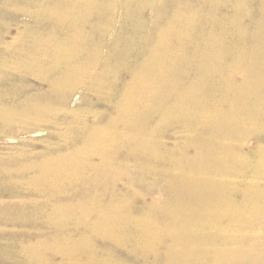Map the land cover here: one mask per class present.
I'll return each mask as SVG.
<instances>
[{"label":"rangeland","instance_id":"obj_1","mask_svg":"<svg viewBox=\"0 0 264 264\" xmlns=\"http://www.w3.org/2000/svg\"><path fill=\"white\" fill-rule=\"evenodd\" d=\"M263 58L264 0H0V264H264Z\"/></svg>","mask_w":264,"mask_h":264},{"label":"bare ground","instance_id":"obj_2","mask_svg":"<svg viewBox=\"0 0 264 264\" xmlns=\"http://www.w3.org/2000/svg\"><path fill=\"white\" fill-rule=\"evenodd\" d=\"M210 1V0H209ZM97 2V1H96ZM215 3V2H214ZM95 4V3H94ZM246 5V4H245ZM86 7V6H85ZM208 9V8H207ZM216 9V8H215ZM212 10V9H211ZM260 10V9H259ZM53 11V10H52ZM206 11V10H205ZM187 12V11H186ZM190 12V11H189ZM188 12V13H189ZM191 13V12H190ZM189 13V14H190ZM196 13V12H195ZM86 14V13H85ZM183 14V13H182ZM201 14V13H200ZM260 15V14H259ZM59 16V15H58ZM196 16V15H195ZM213 16V15H212ZM194 17V16H193ZM213 18V17H212ZM221 25V24H220ZM210 26V25H209ZM237 26V25H236ZM187 27V26H186ZM214 27V26H213ZM218 28V27H217ZM221 28V27H220ZM215 29V28H214ZM234 29H235V27H234ZM241 29V28H240ZM177 30V29H176ZM229 30V29H228ZM192 31H193V29H192ZM218 31H219V28H218ZM232 31H234L233 29H232ZM237 31V30H236ZM176 32V31H175ZM212 32V31H211ZM221 33V32H220ZM238 33V32H237ZM240 34V33H239ZM244 34V33H243ZM166 35V34H165ZM258 35V34H257ZM218 36V35H217ZM255 36V35H254ZM86 37V36H85ZM188 37V36H187ZM207 37V36H206ZM212 37V36H211ZM208 38V37H207ZM133 39V38H132ZM171 39V38H170ZM241 39V38H240ZM215 40H217L218 41V39H215ZM228 40H230V39H228ZM220 41V40H219ZM208 42V41H207ZM211 42V41H210ZM229 42V41H228ZM240 42V41H239ZM164 43V42H163ZM221 43V42H220ZM203 44H204V42H203ZM217 44V43H216ZM73 45V44H72ZM226 45V44H225ZM220 47V46H219ZM255 48H259V47H255ZM151 50V49H150ZM169 50V49H168ZM259 51V50H258ZM257 51V52H258ZM152 53H153V51H152ZM199 53V52H198ZM202 53V52H201ZM211 53V52H210ZM207 54H209L208 52H207ZM183 55V54H182ZM187 56V55H186ZM88 57V56H87ZM156 57V56H155ZM188 57V56H187ZM261 57V56H260ZM256 59V58H255ZM264 59V58H263ZM159 60V59H158ZM167 60V59H166ZM176 60V59H175ZM199 61V60H198ZM210 61V60H209ZM213 61H215V60H213ZM167 62V61H166ZM255 62V61H254ZM257 62V61H256ZM261 62V61H260ZM201 63V62H200ZM262 63V62H261ZM212 64V63H211ZM220 64V63H219ZM172 66V65H171ZM155 67H157V66H155ZM175 67V66H174ZM208 67V66H207ZM219 68V67H218ZM225 68H227V67H225ZM255 69H259V65H257V63L255 64V67H254ZM264 68V67H263ZM79 69V68H78ZM179 69V68H178ZM202 69V68H201ZM206 69V68H205ZM214 69V68H213ZM217 69V68H216ZM110 70H112V69H110ZM189 70V69H188ZM219 70V69H218ZM248 70V69H247ZM207 71V70H206ZM249 71H251V69H249ZM144 72V71H143ZM155 72V71H154ZM157 72V71H156ZM219 71H217V73H218ZM232 72V71H231ZM160 73V72H159ZM189 74V73H188ZM243 74V73H242ZM260 74V73H259ZM149 75V74H148ZM248 76H250V74H249V72H248V74H247ZM138 76V75H137ZM161 76H163V75H161ZM171 76V75H170ZM147 77V76H146ZM208 77V76H207ZM151 78V77H150ZM158 78V77H157ZM258 78V77H257ZM141 79V78H140ZM154 79V78H153ZM159 79V78H158ZM162 79V78H161ZM76 80V79H75ZM145 80V79H144ZM165 80V79H164ZM163 81V80H162ZM161 81V82H162ZM165 82V81H164ZM146 83V82H145ZM154 83V82H153ZM208 83V82H207ZM162 84V83H161ZM164 84V83H163ZM198 84V83H197ZM217 84V83H216ZM232 84V83H231ZM148 85V84H147ZM167 85V84H166ZM195 85V84H194ZM219 85H220V83H219ZM218 85V86H219ZM242 85H243V83H242ZM242 85H240L241 87H242ZM159 86V85H158ZM207 86V85H206ZM171 87V86H170ZM233 87V86H232ZM149 88V87H148ZM156 88V87H155ZM218 88V87H217ZM147 89V88H146ZM194 89V88H193ZM241 89V88H240ZM190 90V89H189ZM197 90H199L198 88H197ZM221 90V89H220ZM148 92V91H147ZM164 92V91H163ZM201 92V91H200ZM215 92H216V90H215ZM165 93V92H164ZM193 93V92H192ZM194 94H196V93H194ZM165 95V94H164ZM133 96V95H132ZM130 97V98H133V97ZM176 96V95H175ZM203 96V95H202ZM244 96H245V94H244ZM184 97V96H183ZM241 97V96H240ZM170 98V97H169ZM232 98V97H231ZM177 99V98H176ZM175 99V100H176ZM188 100V99H187ZM196 100V99H195ZM194 100V101H195ZM200 100V99H199ZM132 101V100H131ZM145 101V100H144ZM153 101V100H152ZM252 102V101H251ZM178 103V102H177ZM124 104V103H123ZM140 104V103H139ZM122 105V104H121ZM178 105V104H177ZM241 105V104H240ZM167 106H169V105H167ZM137 107V106H136ZM244 107V106H243ZM249 107V106H248ZM173 108V107H172ZM261 108V107H260ZM214 110V109H213ZM134 111V110H133ZM242 111V110H241ZM122 112V111H121ZM157 112V111H156ZM167 112V111H166ZM196 112V111H195ZM165 113V112H164ZM168 113V112H167ZM194 113V112H193ZM124 114V113H123ZM122 114V115H123ZM133 114V113H132ZM170 114V113H169ZM152 115V114H151ZM176 115V114H175ZM242 115V114H241ZM163 116V115H162ZM130 117V116H129ZM192 117V116H191ZM207 117V116H206ZM212 117V116H211ZM151 118V117H150ZM217 119V118H216ZM220 120V119H219ZM172 121V120H171ZM158 123V122H157ZM152 129V128H151ZM251 129V128H250ZM144 136V135H143ZM143 141V140H142ZM141 143V142H140ZM143 145V144H142ZM142 147V146H141ZM82 149H83V147H81ZM143 149V148H142ZM264 149V148H263ZM147 150V149H146ZM82 151V150H81ZM90 151V150H89ZM263 151V150H262ZM61 157V156H60ZM88 157H89V155H88ZM66 158V157H65ZM93 158V157H92ZM179 158V157H178ZM60 159V158H59ZM69 159V158H68ZM200 159V158H199ZM76 160V159H75ZM75 160H74V162H75ZM85 160V159H84ZM83 160V161H84ZM202 160V159H201ZM65 161H63V163H64ZM72 162V161H71ZM181 162V161H180ZM77 163V162H76ZM59 164V163H58ZM57 164V165H58ZM66 164V163H65ZM68 164H70L69 162H68ZM82 164V163H81ZM62 165V164H61ZM67 165V164H66ZM89 165V164H88ZM182 165L184 166V164H183V162H182ZM181 165V166H182ZM72 166V165H71ZM74 166H75V164H74ZM261 166V165H260ZM52 167V166H51ZM55 167V166H54ZM200 168H201V166H200ZM55 169V168H54ZM43 170V169H42ZM53 170V169H52ZM51 170V171H52ZM58 170V169H57ZM65 170V169H64ZM202 170V169H201ZM182 171V170H181ZM256 171V170H255ZM53 172V171H52ZM57 171H55V173H56ZM258 172V171H257ZM41 173V172H40ZM48 173V172H47ZM58 173V172H57ZM60 173V172H59ZM64 173H66V172H64ZM77 173V172H76ZM188 173V172H187ZM49 174V173H48ZM88 174V173H87ZM257 174H260V173H257ZM263 174V173H262ZM43 175H44V173H43ZM62 175V174H61ZM69 175V174H68ZM45 176V175H44ZM50 176V175H49ZM60 176V175H59ZM63 176V175H62ZM85 176V175H84ZM41 177V176H40ZM46 177V176H45ZM73 177H74V175H73ZM80 177V176H79ZM104 177V176H103ZM70 178V177H69ZM264 178V177H263ZM37 179H38V177H37ZM36 179V180H37ZM41 179V178H40ZM39 179V180H40ZM60 179H62V178H60ZM76 179V178H75ZM113 179V178H112ZM46 180V179H45ZM52 180H54V178L52 179ZM59 180V179H58ZM94 180H96V178L94 179ZM78 181V180H77ZM46 182V181H45ZM52 182V181H51ZM55 182H57V181H55ZM36 183V182H35ZM58 184V183H57ZM59 184H60V182H59ZM59 184H58V187H59ZM70 184V183H69ZM42 185H43V183H42ZM41 186V185H40ZM49 186V185H48ZM193 186V185H192ZM210 186V185H209ZM57 187V188H58ZM242 190V189H241ZM247 190V189H246ZM245 191V190H244ZM95 192V191H94ZM209 192V191H208ZM249 192V191H248ZM247 192V193H248ZM210 193V192H209ZM57 195H58V193H57ZM52 196V195H51ZM60 196V195H59ZM187 196V195H186ZM208 197L210 198V196L208 195ZM89 200V199H88ZM97 200V199H96ZM176 200V199H175ZM91 201H93L92 199H91ZM199 201V200H198ZM88 202V201H87ZM178 202V201H177ZM89 203V202H88ZM127 203V202H126ZM245 203V202H244ZM250 203V202H249ZM177 204V203H176ZM180 204V203H179ZM243 204V203H242ZM255 204V203H254ZM75 205V204H74ZM97 205V204H96ZM244 205V204H243ZM252 205V204H251ZM250 205V206H251ZM177 206H178V204H177ZM176 206V207H177ZM240 206V205H239ZM67 207V206H66ZM81 207V206H80ZM236 207V206H235ZM261 207V206H260ZM86 208V207H85ZM109 208V207H108ZM214 208V207H213ZM253 208V207H252ZM195 209V208H194ZM230 209V208H229ZM236 209V208H235ZM240 209V208H239ZM245 209V208H244ZM78 210V209H77ZM85 210V209H84ZM112 210V209H111ZM176 210H178V209H176ZM237 210V209H236ZM64 211V210H63ZM82 211V210H81ZM90 211V210H89ZM104 211V210H103ZM216 211V210H215ZM230 211V210H229ZM56 212V211H55ZM61 212H62V209H61ZM78 212V211H77ZM83 212V211H82ZM113 212V211H112ZM179 212V211H178ZM63 214H65V212H62ZM72 213H73V210H72ZM85 213H86V211H85ZM89 213V212H88ZM238 213V212H237ZM261 213V212H260ZM56 214V213H55ZM107 214V213H106ZM113 214V213H112ZM154 214V213H153ZM67 216H68V214H66ZM69 215H70V213H69ZM81 216L82 215H84V214H80ZM175 216H176V214H174ZM183 215V214H182ZM214 215V214H213ZM255 215H257V213L255 214ZM254 215V216H255ZM61 216V215H60ZM114 216H116V215H114ZM216 216V215H215ZM218 216V215H217ZM239 216H240V214H239ZM249 216H251V214H249ZM53 217V216H52ZM54 217H56V216H54ZM59 217V216H58ZM65 217V216H64ZM63 217V218H64ZM79 217V216H78ZM105 217V216H104ZM108 217V216H107ZM117 217V216H116ZM155 217V216H154ZM153 217V218H154ZM60 218V217H59ZM66 218V217H65ZM68 218V217H67ZM84 218V217H83ZM246 218V217H245ZM61 219V218H60ZM72 219V218H71ZM79 219V218H78ZM99 219H100V217H99ZM103 219V218H102ZM215 219V218H214ZM219 219V218H218ZM248 219V218H247ZM256 219H258V217L256 218ZM62 220V219H61ZM73 220V219H72ZM101 220V219H100ZM104 220V219H103ZM114 220H116V219H114ZM156 220V219H155ZM181 220V219H180ZM243 220V219H242ZM78 221V220H77ZM221 221H223V220H221ZM247 221V220H246ZM256 221V220H255ZM98 222V221H97ZM102 222V221H101ZM182 222H183V220H182ZM197 222V221H196ZM203 222H205L204 220H203ZM225 222V221H224ZM233 222V221H232ZM257 222V221H256ZM100 223V222H99ZM98 223V224H99ZM107 223H108V221H107ZM186 223H188V222H186ZM218 223V222H217ZM226 223V222H225ZM224 223V224H225ZM242 223V222H241ZM240 223V224H241ZM96 224V223H95ZM109 224H110V222H109ZM121 224V223H120ZM181 224V223H180ZM262 224V223H261ZM107 225V224H106ZM182 225V224H181ZM187 225H189V223L187 224ZM252 224H250V226H251ZM255 225V224H254ZM260 225V224H259ZM123 226V225H122ZM165 226V225H164ZM183 226V225H182ZM207 226V225H206ZM233 226V225H232ZM264 226V225H263ZM95 227V226H94ZM105 227V226H104ZM107 227V226H106ZM186 227V226H185ZM184 227V228H185ZM234 227H236V226H234ZM242 227V226H241ZM245 227V226H244ZM170 228V227H169ZM187 228V227H186ZM197 228V227H196ZM240 228V227H239ZM248 228L249 227H247V232H248ZM97 229V228H96ZM109 229V228H108ZM119 229V228H118ZM175 229V228H174ZM192 229V228H191ZM190 229V230H191ZM229 229V228H228ZM255 229V228H254ZM260 229V228H259ZM162 230V229H161ZM167 230V229H166ZM172 230V229H171ZM186 230V229H185ZM188 230H189V228H188ZM187 230V231H188ZM190 230L188 231V232H190ZM240 230V229H239ZM242 230V229H241ZM104 231V230H103ZM125 231V230H124ZM257 231V230H256ZM179 232H181V230L179 231ZM184 232V231H183ZM188 232H187V234H188ZM244 232V231H243ZM247 232H244V233H247ZM96 233V232H95ZM101 233H103V232H101ZM109 233V232H108ZM167 233V232H166ZM172 233V232H171ZM178 233V232H177ZM185 233V232H184ZM221 233H222V231H221ZM99 234V233H98ZM128 234V233H127ZM111 235V234H110ZM175 235V234H174ZM146 236V235H145ZM148 237V236H147ZM146 237V238H147ZM189 237V236H188ZM242 238H244L245 237V235H244V237L243 236H241ZM109 238V237H108ZM162 238V237H161ZM184 238V237H183ZM237 238V237H236ZM106 239V238H105ZM148 239V238H147ZM172 239H173V237H172ZM73 240V239H72ZM110 240V239H109ZM174 240V239H173ZM172 240V241H173ZM140 241V240H139ZM151 241V240H150ZM149 241V242H150ZM235 241H237V239L235 240ZM239 241V240H238ZM255 241V240H254ZM59 243H60V241H58ZM65 242V241H64ZM63 242V243H64ZM83 242V241H82ZM152 243H153V241H152ZM174 243V242H173ZM210 243V242H209ZM252 243H254V242H252ZM252 243L250 244V245H252ZM55 244V243H54ZM67 244V243H66ZM72 244V243H71ZM70 244V245H71ZM74 244V243H73ZM77 244H79V243H77ZM45 245V244H44ZM51 245V244H50ZM65 245V244H64ZM152 245V244H151ZM154 245V244H153ZM224 245V244H223ZM242 245V244H241ZM248 245V244H247ZM46 246H48V245H46ZM68 246V245H67ZM188 246H189V244H188ZM49 247V246H48ZM53 247H54V245H53ZM75 247V246H74ZM71 248V246L69 247L68 246V249H70ZM78 248H79V246H78ZM38 249V248H37ZM42 249H44L43 248V245H42ZM51 249V248H50ZM66 249H67V247H66ZM73 249V248H72ZM76 249V248H75ZM74 249V250H75ZM86 249V248H85ZM156 249V248H155ZM166 249V248H165ZM181 249V248H180ZM240 249H242V247L240 248ZM239 249V250H240ZM40 250V249H39ZM48 250V249H47ZM84 250V249H83ZM171 250V249H170ZM247 250V249H246ZM68 251V250H67ZM73 251V250H72ZM77 251V250H76ZM79 251V250H78ZM81 251V250H80ZM88 251V250H87ZM254 251V250H253ZM257 251V250H256ZM30 252V251H29ZM35 252V251H34ZM45 252V251H44ZM86 252V251H85ZM234 252V251H233ZM250 252V251H249ZM41 253V252H40ZM65 253H67L66 251H65ZM69 253V252H68ZM79 253V252H78ZM89 253V252H88ZM197 253V252H196ZM251 253V252H250ZM43 254V253H42ZM70 254H72V253H70ZM77 254V253H76ZM216 254V253H215ZM221 254V253H220ZM233 254V253H232ZM256 254V253H255ZM37 255V254H36ZM39 255V254H38ZM67 255V254H66ZM79 255V254H78ZM81 255H82V253H81ZM70 256V255H69ZM223 256V255H222ZM229 256V255H228ZM220 257V256H219ZM251 257V256H250ZM255 257H257V256H255ZM254 257V258H255ZM74 258V257H73ZM224 258V257H223ZM87 259V258H86ZM227 259V258H226ZM236 260V259H235ZM194 262H196V261H194ZM255 264V263H254ZM261 264V263H260Z\"/></svg>","mask_w":264,"mask_h":264}]
</instances>
